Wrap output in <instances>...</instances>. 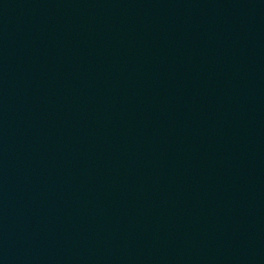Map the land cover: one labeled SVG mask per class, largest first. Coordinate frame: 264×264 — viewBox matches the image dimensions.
I'll list each match as a JSON object with an SVG mask.
<instances>
[{"label": "water", "instance_id": "obj_1", "mask_svg": "<svg viewBox=\"0 0 264 264\" xmlns=\"http://www.w3.org/2000/svg\"><path fill=\"white\" fill-rule=\"evenodd\" d=\"M0 182L18 264H264V0H0Z\"/></svg>", "mask_w": 264, "mask_h": 264}]
</instances>
